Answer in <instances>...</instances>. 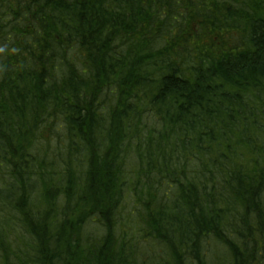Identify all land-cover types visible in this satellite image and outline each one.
Wrapping results in <instances>:
<instances>
[{
  "label": "trees",
  "instance_id": "obj_1",
  "mask_svg": "<svg viewBox=\"0 0 264 264\" xmlns=\"http://www.w3.org/2000/svg\"><path fill=\"white\" fill-rule=\"evenodd\" d=\"M0 264H264V0H0Z\"/></svg>",
  "mask_w": 264,
  "mask_h": 264
}]
</instances>
